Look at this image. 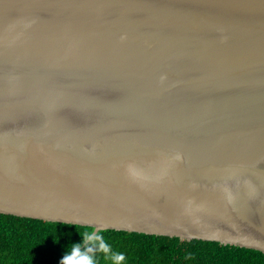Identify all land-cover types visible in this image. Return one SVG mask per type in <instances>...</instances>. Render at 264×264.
Instances as JSON below:
<instances>
[{"label":"water","instance_id":"95a60500","mask_svg":"<svg viewBox=\"0 0 264 264\" xmlns=\"http://www.w3.org/2000/svg\"><path fill=\"white\" fill-rule=\"evenodd\" d=\"M0 214L264 254V0H0Z\"/></svg>","mask_w":264,"mask_h":264},{"label":"trees","instance_id":"16d2710c","mask_svg":"<svg viewBox=\"0 0 264 264\" xmlns=\"http://www.w3.org/2000/svg\"><path fill=\"white\" fill-rule=\"evenodd\" d=\"M85 231L109 251L90 253L95 264H264V254L217 242L186 241L0 214V264H61L73 245L87 247ZM97 242V248H98ZM122 256V260L116 257Z\"/></svg>","mask_w":264,"mask_h":264},{"label":"clouds","instance_id":"9594fccd","mask_svg":"<svg viewBox=\"0 0 264 264\" xmlns=\"http://www.w3.org/2000/svg\"><path fill=\"white\" fill-rule=\"evenodd\" d=\"M83 241L87 245L84 249H81L80 245H73L70 253L65 255L61 264H95L93 256L90 253H94L97 250L108 252V246L103 242L102 237L99 235H93L90 232L85 231L83 235ZM97 242L98 248H97ZM118 260H122V256L116 257Z\"/></svg>","mask_w":264,"mask_h":264}]
</instances>
